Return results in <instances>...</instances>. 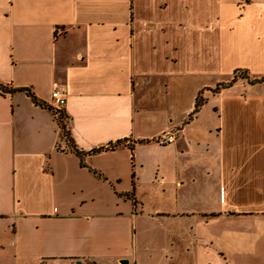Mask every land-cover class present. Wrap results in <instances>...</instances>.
I'll use <instances>...</instances> for the list:
<instances>
[{
    "label": "crops",
    "instance_id": "0c3cea01",
    "mask_svg": "<svg viewBox=\"0 0 264 264\" xmlns=\"http://www.w3.org/2000/svg\"><path fill=\"white\" fill-rule=\"evenodd\" d=\"M238 70L264 77V0H0V83L65 87L71 134L0 91V264H264V83L215 92Z\"/></svg>",
    "mask_w": 264,
    "mask_h": 264
},
{
    "label": "trees",
    "instance_id": "16d2710c",
    "mask_svg": "<svg viewBox=\"0 0 264 264\" xmlns=\"http://www.w3.org/2000/svg\"><path fill=\"white\" fill-rule=\"evenodd\" d=\"M236 74L240 73L242 75V77H238V75L235 74L234 78H233V81H231V83H229L228 85H219V87L217 88V91H219L221 88H226V87H229L231 86L233 83L237 82L238 80H249L250 79V74L249 72L245 71V70H238L237 72H235ZM250 84H257V83H264V77L263 78H256L254 80H250L249 82ZM0 91L4 92V93H9V94H14V93H17V92H25L29 97H31V99L33 100L34 103L44 107V108H49L51 110H53L52 108H50L49 105L45 104L44 102H41L39 101L36 96L30 91V90H27V89H23V88H20V89H14V88H11L9 86H6L4 84H1L0 83ZM205 104V101H200L198 98H197V101H196V105H195V109H194V112L192 113V115L190 116V120L196 116L197 114H199V112L201 111L202 107L204 106ZM61 119L62 121H66L67 120V116L65 115L64 111L61 112ZM64 137L67 138L69 141H70V132H66V127H64ZM122 142H118V144H121ZM74 151L77 153V155L81 158V161L83 162L84 160V154L79 151L76 147L73 148ZM104 151V149H99V150H95L93 151L92 153H100ZM83 165H84V162H83ZM96 173V172H95ZM131 198L134 197V194H131L130 195Z\"/></svg>",
    "mask_w": 264,
    "mask_h": 264
},
{
    "label": "rangeland",
    "instance_id": "374dc122",
    "mask_svg": "<svg viewBox=\"0 0 264 264\" xmlns=\"http://www.w3.org/2000/svg\"><path fill=\"white\" fill-rule=\"evenodd\" d=\"M236 75H238V77H242V75L240 73H238ZM250 80L252 81V77L251 76H250V79L249 80H245V81H247L249 83ZM223 85H225V84H223ZM217 88H216L215 92H218L217 91ZM190 93H191V91H189V90L186 91V93H185L186 97H185V99L181 103L179 102V104L176 103V104H173V106H171V105H169V107L167 106V109L169 110L170 113H172V115L179 116L187 108L189 95H191ZM198 99L200 101H205V98L202 95H200L198 97ZM67 131H68V129H67ZM63 135H64V133H63ZM202 235H203V239H207L208 236H209L208 233L206 231H204V230L202 232ZM234 241L236 242V240H234ZM234 241H233V244L236 246V244H235ZM218 243H219V246H218L219 248H223L224 251H227V254L231 258L232 262H229V261L225 262L224 260H221L220 258L217 259V260H214V258L211 257L210 263H208L209 261L206 262V260H204V258H203V261L204 262L202 264H244L243 262L241 263V261H238L237 260V258H236L237 256L233 255V254L236 253V248L230 249L229 248V245L226 243V241L225 240H222V239H219Z\"/></svg>",
    "mask_w": 264,
    "mask_h": 264
},
{
    "label": "built area",
    "instance_id": "2783aa9c",
    "mask_svg": "<svg viewBox=\"0 0 264 264\" xmlns=\"http://www.w3.org/2000/svg\"><path fill=\"white\" fill-rule=\"evenodd\" d=\"M67 89L63 86L55 85L53 92H52V101H53V115L55 119L57 120V123L59 124V127L61 128V131L64 133V127H66L67 131V120L62 121L61 119V112L64 111V107L67 102ZM175 141V135L174 134H164L158 139V142L162 145H168Z\"/></svg>",
    "mask_w": 264,
    "mask_h": 264
},
{
    "label": "water",
    "instance_id": "95a60500",
    "mask_svg": "<svg viewBox=\"0 0 264 264\" xmlns=\"http://www.w3.org/2000/svg\"><path fill=\"white\" fill-rule=\"evenodd\" d=\"M121 264H129V262L127 260H123L121 261Z\"/></svg>",
    "mask_w": 264,
    "mask_h": 264
}]
</instances>
